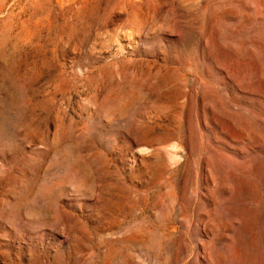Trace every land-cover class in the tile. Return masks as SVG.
<instances>
[{
	"label": "rangeland",
	"instance_id": "374dc122",
	"mask_svg": "<svg viewBox=\"0 0 264 264\" xmlns=\"http://www.w3.org/2000/svg\"><path fill=\"white\" fill-rule=\"evenodd\" d=\"M0 264H264V0H0Z\"/></svg>",
	"mask_w": 264,
	"mask_h": 264
}]
</instances>
